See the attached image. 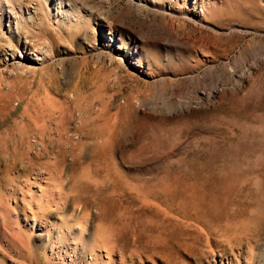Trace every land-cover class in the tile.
Segmentation results:
<instances>
[{"label":"rangeland","instance_id":"374dc122","mask_svg":"<svg viewBox=\"0 0 264 264\" xmlns=\"http://www.w3.org/2000/svg\"><path fill=\"white\" fill-rule=\"evenodd\" d=\"M1 4L0 264H264V0Z\"/></svg>","mask_w":264,"mask_h":264},{"label":"bare ground","instance_id":"6f19581e","mask_svg":"<svg viewBox=\"0 0 264 264\" xmlns=\"http://www.w3.org/2000/svg\"><path fill=\"white\" fill-rule=\"evenodd\" d=\"M3 0H0V4H1V2H2ZM5 2V1H4ZM3 4V3H2ZM1 4V5H2ZM1 10V9H0ZM2 16V15H1ZM162 180V179H161ZM165 180V179H164ZM167 184V183H166ZM165 184V185H166ZM219 189H221V188H219ZM182 195H184V194H182ZM187 195H188V193H187ZM192 195V194H191ZM162 196H163V194H162ZM227 196V195H226ZM188 197V196H187ZM160 198V197H159ZM226 199V198H225ZM228 199V198H227ZM199 200V199H198ZM204 200V199H203ZM195 201V200H194ZM206 201V200H205ZM190 202V201H189ZM229 202V201H228ZM203 203H205L204 201H203ZM192 205V204H191ZM211 206L213 205V204H210ZM209 205V206H210ZM190 207V206H189ZM195 207V205H193V208ZM216 207V206H215ZM217 209V208H216ZM196 211H197V207H196ZM165 212H167V211H165ZM201 212V211H200ZM198 213V211L196 212V214ZM204 213V212H203ZM194 217H195V215H194ZM197 217V216H196ZM206 220V219H205ZM208 222H209V219L207 220ZM202 222V221H201ZM212 222V221H211ZM202 224H203V222H202ZM208 224V223H207ZM205 225V224H204ZM212 225V224H211ZM215 225V224H214ZM207 225H205V227H206ZM214 232V231H213Z\"/></svg>","mask_w":264,"mask_h":264}]
</instances>
